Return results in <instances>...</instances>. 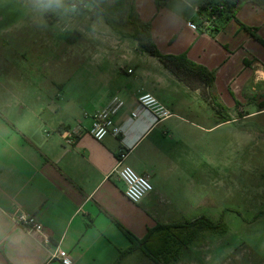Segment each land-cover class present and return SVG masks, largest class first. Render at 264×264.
<instances>
[{
	"label": "crops",
	"instance_id": "0c3cea01",
	"mask_svg": "<svg viewBox=\"0 0 264 264\" xmlns=\"http://www.w3.org/2000/svg\"><path fill=\"white\" fill-rule=\"evenodd\" d=\"M206 1L167 0L157 8L155 0H64L62 9L48 10L38 0H0V264H113L121 252L143 253L140 245L131 250L132 242L151 230L207 218V191H218L221 181L215 110L202 89L178 79L131 36L135 24L148 23L162 55H185L213 72L229 114L262 106L264 0H240L213 35H203L187 23L199 21ZM145 93L173 116L155 122L138 105ZM113 97L124 101L114 116L121 135L99 142L84 134L65 146L59 133L77 124L88 129ZM123 151V164L153 185L139 204L126 198L117 176ZM19 211L44 233L16 225L8 213ZM221 221L225 233L203 231L184 246L169 239L166 254L190 255L177 264H253L261 254L256 261L264 264V243L252 240L258 236L243 240ZM58 250L68 262L54 257Z\"/></svg>",
	"mask_w": 264,
	"mask_h": 264
},
{
	"label": "rangeland",
	"instance_id": "374dc122",
	"mask_svg": "<svg viewBox=\"0 0 264 264\" xmlns=\"http://www.w3.org/2000/svg\"><path fill=\"white\" fill-rule=\"evenodd\" d=\"M256 101L264 102V98L257 97ZM262 107L264 104L251 107L244 112L233 110L232 114L225 111L219 114L216 111L212 113L210 122L211 125H215L212 131L218 141L221 181L218 191L211 192L210 195L207 191V202L203 212L214 224H218L221 219L228 225L232 224L237 236L243 240L258 236L252 239L257 245L264 243V111L253 115L247 114ZM224 118L229 121L223 123ZM230 208L233 211H230ZM219 233L207 231V234ZM172 242H175V237ZM182 252V249L177 250L175 254H171L172 258L168 257L165 262L159 259V264H177L178 260L184 261L190 256ZM220 256L225 261L231 257L229 254H217V257ZM258 256L262 255H255L253 264H258L256 261ZM125 257L124 264L134 262L150 264L155 261L143 253L126 254ZM250 257V254H245L246 261Z\"/></svg>",
	"mask_w": 264,
	"mask_h": 264
},
{
	"label": "built area",
	"instance_id": "2783aa9c",
	"mask_svg": "<svg viewBox=\"0 0 264 264\" xmlns=\"http://www.w3.org/2000/svg\"><path fill=\"white\" fill-rule=\"evenodd\" d=\"M226 10L227 5L221 1H213L205 4L204 10L197 9V13H200L201 16L199 21L197 23L188 22L187 25L191 30L198 31L203 35H213L217 31L218 22ZM126 72L131 74L133 70L128 69ZM137 102L144 112L152 115L155 122L163 121L173 116L152 94H141ZM123 105L124 101L122 99L113 97L104 109L94 113L90 117L92 122L88 129H84L80 124L72 128L63 129L59 134L63 138L64 145L72 147L84 134H88L99 142L107 136L119 137L121 135V129L115 125L114 116ZM136 117L137 113L134 112L131 114V118ZM126 157L127 152L123 151L119 158L120 162L117 169V176L125 186L124 194L126 198L133 204H139L153 191V185L148 176L140 175L130 166L123 164ZM8 216L16 225L29 234L44 233L43 226L37 222L34 216L20 211L8 213ZM44 242L48 243L47 238H45ZM54 257L63 260V262H68V256L65 251H56Z\"/></svg>",
	"mask_w": 264,
	"mask_h": 264
},
{
	"label": "trees",
	"instance_id": "16d2710c",
	"mask_svg": "<svg viewBox=\"0 0 264 264\" xmlns=\"http://www.w3.org/2000/svg\"><path fill=\"white\" fill-rule=\"evenodd\" d=\"M167 0H155L156 7H162ZM213 1H221L227 5V10L223 17L228 18L229 14L235 7H238L240 0H207L205 4ZM205 4L200 8L204 10ZM102 15L103 12L100 11ZM128 14L130 22L135 21L134 8L132 4L128 5ZM222 17V18H223ZM244 27V26H243ZM244 29L250 31V29L244 27ZM131 36L138 42L139 46L151 56L157 58L170 72H172L178 79L183 81L192 89H202L203 98L208 101L214 110L219 114L221 111L227 112V109L221 103L220 98L214 92V80L215 76L213 72L208 71L206 68L196 65L189 61L185 55L181 56H167L162 55L153 43L150 34V25L148 23H137L134 25V30ZM258 41V38L255 37ZM264 45V44H263ZM229 121L223 119V123ZM178 234L175 235V232ZM203 231H218L225 233V225L223 221L218 224L212 223L207 218H199L193 222L186 223L180 227L164 228L158 227L155 230L149 231L147 237L141 241L133 240V246H142L143 253L154 262L160 263L158 260H165L171 257V254H166L170 249L169 239H174L178 245L184 246L189 244L194 239H197ZM127 251L121 252L113 264H120ZM168 255V256H167ZM165 262V261H164Z\"/></svg>",
	"mask_w": 264,
	"mask_h": 264
},
{
	"label": "clouds",
	"instance_id": "9594fccd",
	"mask_svg": "<svg viewBox=\"0 0 264 264\" xmlns=\"http://www.w3.org/2000/svg\"><path fill=\"white\" fill-rule=\"evenodd\" d=\"M38 3L48 10H59L64 7V0H38Z\"/></svg>",
	"mask_w": 264,
	"mask_h": 264
}]
</instances>
